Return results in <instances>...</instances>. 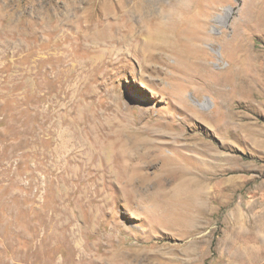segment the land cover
Returning <instances> with one entry per match:
<instances>
[{
	"label": "rangeland",
	"instance_id": "rangeland-1",
	"mask_svg": "<svg viewBox=\"0 0 264 264\" xmlns=\"http://www.w3.org/2000/svg\"><path fill=\"white\" fill-rule=\"evenodd\" d=\"M171 1L0 0V264H264V0Z\"/></svg>",
	"mask_w": 264,
	"mask_h": 264
},
{
	"label": "bare ground",
	"instance_id": "bare-ground-1",
	"mask_svg": "<svg viewBox=\"0 0 264 264\" xmlns=\"http://www.w3.org/2000/svg\"><path fill=\"white\" fill-rule=\"evenodd\" d=\"M138 1V0H137ZM142 1V0H141ZM159 1H161L162 2V0H159ZM174 1V0H173ZM173 1H171V2H173ZM196 1H198V0H196ZM148 2V1H147ZM151 2V1H150ZM175 2V1H174ZM125 3V2H124ZM169 3H170V1H169ZM179 3H180V1H179ZM159 4H161V3H159ZM158 4V5H159ZM174 4H176V2L174 3ZM190 4V3H189ZM195 4H196V2H195ZM199 4V3H198ZM125 5H126V3H125ZM124 5V6H125ZM140 5V4H139ZM162 5H163V2H162ZM177 5V4H176ZM176 5H174L177 9L176 10H174V12H169V11H167L170 15H168L166 18H167V22L166 23H162V22H160V21H158V22H160V24H156L157 22V20H154L153 18V20H154V22H156L155 24L158 26V25H161L157 30H156V32L154 31V32H152L149 36H148V38H147V40L148 41H151V42H153L154 40H162L163 38H168L169 40H170V43L166 46V49H168V47H169V49L168 50H166V51H169L170 53H174L175 51H174V49H173V44H175L176 42H181V37H180V35H183V33H182V31L184 32V29H185V27L184 28H181V26L182 25H184V23L185 22H187V20H190V18H191V16H192V11H191V9L189 8H183V7H180V6H176ZM164 6L166 7L167 5H165L164 4ZM171 6V5H170ZM169 6V7H170ZM210 6V5H209ZM152 7V6H151ZM192 7H193V5H192ZM208 7V6H207ZM211 7V6H210ZM213 7V6H212ZM125 8V7H124ZM143 8H145V7H143ZM148 8V7H147ZM146 8V9H147ZM164 8V7H163ZM167 8H168V6H167ZM167 8H165L166 10H168ZM174 8V7H173ZM172 8V9H173ZM198 8V7H197ZM149 9V8H148ZM211 9V8H210ZM209 8H208V10H210ZM213 9V8H212ZM211 9V10H212ZM143 10V9H142ZM155 10V9H154ZM154 10H153V12H154ZM211 10H210V12H211ZM161 11V10H160ZM177 11H180V13H181V18H180V20H179V22L178 23H176V16H175V13L177 12ZM206 12H204L205 14H207V10H205ZM166 12V11H165ZM148 13H149V10H148ZM200 13V12H199ZM142 14V13H141ZM153 14V13H152ZM147 15V14H146ZM149 15V14H148ZM155 15V14H154ZM167 15V14H166ZM155 16H158V15H155ZM194 16V15H193ZM192 16V17H193ZM144 17V16H143ZM146 17V16H145ZM147 17H149V16H147ZM146 17V18H147ZM151 17V16H150ZM164 16H162V18H163ZM156 18V17H155ZM186 19V21L184 22V20ZM195 19V17L193 18V20ZM200 19V18H199ZM143 20V19H142ZM148 20V19H147ZM144 21H146L145 19H144ZM150 22V21H149ZM153 22V23H154ZM164 22V21H163ZM194 22V21H193ZM201 22V21H200ZM205 22H203L202 24H204ZM154 24V25H155ZM187 24V23H186ZM189 26V25H188ZM139 28V27H138ZM135 29V28H134ZM138 30V29H137ZM197 30V29H196ZM185 31H187V30H185ZM125 32V31H124ZM127 32V31H126ZM129 32V31H128ZM137 32V31H136ZM145 32V31H144ZM176 32V33H175ZM148 33V32H147ZM146 34V33H145ZM125 35V34H124ZM147 35V34H146ZM186 35V34H185ZM190 35V34H189ZM132 36H134V35H132ZM131 36V37H132ZM135 37V36H134ZM142 37V36H141ZM141 37H139V38H141ZM143 38V37H142ZM165 38V39H166ZM135 39V38H134ZM141 40V39H140ZM163 41H165L164 39H163ZM202 41V40H201ZM138 42V41H137ZM140 42V41H139ZM147 42V41H146ZM150 42V43H151ZM156 42V41H155ZM153 45V44H152ZM158 45V44H157ZM147 46H148V44H147ZM239 47V46H238ZM243 47V46H242ZM178 48V47H177ZM243 49V48H242ZM191 50V49H190ZM192 54V53H191ZM228 55V54H227ZM231 56V55H230ZM256 58H258V57H256ZM233 59V58H232ZM259 59V58H258ZM258 61V60H257ZM184 105V104H183ZM190 108V107H189ZM196 111V110H195ZM200 113V112H199ZM238 117V116H237ZM242 119L240 120V121H244V120H246L247 119V116L246 115H243L242 117H241ZM252 123L251 122H249V121H245V122H243L242 123V126H250ZM232 129V128H231ZM253 129V128H252ZM252 129H250V130H252ZM229 130V129H228ZM256 130V129H255ZM46 131V130H45ZM254 131V130H253ZM257 134H260L258 131H255ZM43 135V134H42ZM44 136V135H43ZM42 136V137H43ZM41 137V138H42ZM50 138V137H49ZM43 139V138H42ZM41 139V140H42ZM45 139V138H44ZM174 140V139H173ZM178 141V140H177ZM42 143H44L43 141H41ZM40 142V143H41ZM45 145V144H44ZM151 146V145H150ZM176 146V145H175ZM186 146V145H185ZM208 146V145H207ZM157 147V146H156ZM160 147V146H159ZM174 147V146H173ZM161 148V147H160ZM184 148H188V147H184ZM201 148H203V147H201ZM53 149V148H52ZM192 149V148H191ZM205 149V148H204ZM176 150V149H175ZM185 151V150H184ZM189 151V150H188ZM199 152L200 151V149H198V148H196V149H192V151H191V153H196V152ZM202 152H205V151H202ZM190 153V152H189ZM197 155V154H196ZM198 155H199V153H198ZM195 156V155H194ZM205 156V155H204ZM198 157V156H197ZM209 157L212 159V160H215L216 161V159H218L217 157H219V156H211V155H209ZM182 158H183V160H191V161H196L195 160V158L192 156V155H187V154H182ZM208 158V157H207ZM46 161V160H45ZM198 161H199V159H198ZM206 161H208V160H206ZM49 162V161H48ZM213 163V162H212ZM45 164V163H44ZM193 164V163H192ZM198 164V163H197ZM211 164V163H210ZM215 164V163H214ZM126 167V166H125ZM125 167H124V169H125ZM203 167V166H202ZM194 168H195V166H194ZM123 169V168H122ZM121 169V170H122ZM197 170V169H196ZM124 171V170H123ZM182 174L185 176V179H184V184L185 183H189L188 185H189V187H193L194 185H196V186H200L201 185V183H204V178H200V176L199 175H197L196 174V172H195V170H193V167H192V170H189V171H182ZM125 177H127V176H125ZM207 180H209V179H207ZM206 180V181H207ZM147 185V184H146ZM208 191V190H207ZM194 197H196V198H201V199H207V198H209V194L208 193H202V192H199V193H196V194H194ZM160 198V197H159ZM163 198H165V197H163ZM159 203V202H158ZM48 253V252H47ZM53 254V253H52ZM42 255V254H41Z\"/></svg>",
	"mask_w": 264,
	"mask_h": 264
}]
</instances>
